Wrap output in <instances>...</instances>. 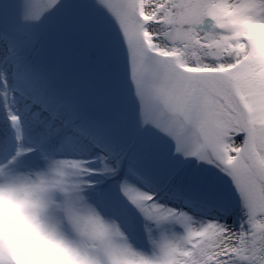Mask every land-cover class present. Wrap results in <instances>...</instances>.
Returning <instances> with one entry per match:
<instances>
[{
  "label": "snow or ice",
  "instance_id": "1",
  "mask_svg": "<svg viewBox=\"0 0 264 264\" xmlns=\"http://www.w3.org/2000/svg\"><path fill=\"white\" fill-rule=\"evenodd\" d=\"M58 2L15 0L18 23L4 34V46L6 57L17 69L24 66V51L32 42H18L19 34ZM98 2L118 22L141 128L162 132L174 142L176 153L214 166L239 197L240 214L233 224L238 240L231 245L235 251L220 257L212 254L214 258L204 259L203 264H230L227 257L236 258L244 251L253 258H241L240 264H264V215H258L264 213V73L258 63L247 53L225 55L206 46L230 35L216 31L214 25L201 27L212 11L208 0L195 4L191 0ZM28 87L27 111L33 128L41 133L42 148L47 150L53 138L64 144L102 142V127L85 119L74 100L58 94L47 74L36 71ZM0 89L5 90L0 95L4 107L8 90L14 102L5 107L7 120L14 130L25 134L23 115L14 108L15 91L9 89L6 78ZM80 159L89 169V177H94L118 175L129 158L126 150L107 147L99 155ZM119 188L144 217L153 209L170 215L187 213L159 203L155 193L127 180ZM230 215L232 208L220 205L200 231L218 227L229 232L232 226L226 218ZM257 228H261L259 233Z\"/></svg>",
  "mask_w": 264,
  "mask_h": 264
},
{
  "label": "rangeland",
  "instance_id": "2",
  "mask_svg": "<svg viewBox=\"0 0 264 264\" xmlns=\"http://www.w3.org/2000/svg\"><path fill=\"white\" fill-rule=\"evenodd\" d=\"M217 22L221 23L220 20ZM14 23H18L15 0H0V25L8 30ZM36 23L28 24L19 34L18 39L25 38ZM240 32L243 34L244 31ZM54 33L59 35L56 42L52 39ZM41 43L45 46L40 52L36 50L38 57L47 63L55 62L53 66L56 76L65 75L66 63L70 58L73 59V68L66 77L63 76V84H69L79 94L90 90V96L99 97L108 90L107 97L102 98L99 103L103 104L102 112L107 125L112 127L114 137L123 147L139 137L142 130L139 104L129 75L117 71L110 59L91 52L72 34L65 35L59 31L46 32L37 46L40 47ZM132 157L145 169L154 170L165 184L189 158L176 153L174 142L152 127L141 138ZM71 164L72 167L58 169V174H54L50 164H42L43 166L39 168L44 167L50 171V186H54L52 191H45L47 194L37 190V194L40 195L39 204L42 200L44 202L49 200L50 204L57 198L66 201L71 211L70 226L59 227L58 218L52 211L46 210L47 212L44 213L40 209L37 214L39 222L43 221L49 229L69 239L74 264H162L175 256L176 250L179 251L180 243L182 245L183 243L174 234L180 231L184 223H187L184 220L187 221L191 217L189 213L169 219L167 212L159 213L158 210L153 209L144 217L121 193L119 185L123 180H127L141 190H147L132 177L119 179L111 182L109 189L116 188L113 208L119 211L124 219L131 220L132 224L139 223L130 235L129 227H126L116 212L108 207V202L106 205L100 201L88 202V195L83 191L87 184L92 182L89 172L77 169L78 166L85 168L84 166L73 162ZM30 172L28 170L27 173ZM30 176L32 178L33 175ZM8 188L12 190L14 197L20 198L18 180L8 183ZM187 188L201 200L210 201L216 206H230L232 215L238 219L239 214L235 210L239 207V197L230 181L214 166L199 160L196 166H187L177 181V189L182 191ZM44 195L47 198H44ZM29 196L31 197V194H28ZM24 210L30 214L26 208ZM164 222L171 224L162 231L160 227Z\"/></svg>",
  "mask_w": 264,
  "mask_h": 264
},
{
  "label": "bare ground",
  "instance_id": "3",
  "mask_svg": "<svg viewBox=\"0 0 264 264\" xmlns=\"http://www.w3.org/2000/svg\"><path fill=\"white\" fill-rule=\"evenodd\" d=\"M191 2L195 4L197 3V0H191ZM208 3L212 5V11L209 12L208 19L203 25H201V27L211 28L214 25L215 30L218 32H226L227 30H230L231 32H229V36L222 37L221 39H218L206 46L217 45L219 48H224L227 51L225 55L233 51L237 53H247V57L254 58L258 63L259 69L262 73H264V23H262L264 22V0H231V2L230 0H208ZM219 20L221 23L217 22ZM259 21H261V23ZM255 28L256 31H253ZM241 30L244 31L243 34L240 32ZM55 31H59L65 35L72 34L79 41H81L88 48V50L94 52L100 57L110 59L116 66L117 71H121L125 75L130 76L127 49L124 44L123 37L121 36L118 22L106 9V7L98 2V0H59L58 4L48 12L47 16L37 22L29 30L27 36L22 41H32L24 51L25 63L27 60H31L29 57L30 53H33V51L35 52V50L40 52L44 49L45 44L43 43H41L40 47L37 46V43L44 36V34L46 32ZM58 36V33H54L52 39L56 42ZM71 68H73L72 58H70L66 63L65 71H68ZM22 71L17 69L11 60L6 57L4 42L0 38V87H3V80L6 78L9 89L13 90L12 84L14 82V73L20 76V78H23L29 84L33 77L30 75V72L28 73L29 75H27L26 71ZM48 72L47 74L50 77L51 70ZM58 81L60 85L57 86L58 89L56 90L58 94L70 99H72L73 95H77L76 93L79 94L77 90H73V88L68 85L64 87L61 80ZM61 88H63V91L60 90ZM4 91L5 90L0 89V95H3ZM89 91L82 92L83 100L81 102L84 107H82V110H84V112H82V116L85 119L91 117L87 111L92 113V110H94L93 108H97L96 106H98L100 100L102 98H106L108 92V90H106L105 93L103 92L102 96L98 97V95H95L91 97L89 95ZM12 103L14 102L12 101L11 91L8 90L7 103L5 104V107ZM5 107L2 97H0V151L9 157L15 154L14 145L20 140L21 136H25L31 128L33 130L34 128L31 122L26 127L25 134L19 130H14L11 127L10 122L7 120ZM14 108L18 110L17 103L14 105ZM36 141L37 146L39 147V135ZM81 141L85 144L82 147H87L86 151L90 153L88 155L73 157L80 163L85 164V162L80 158H91L104 152L97 147V144H93L87 140ZM103 142L106 143L105 140H103ZM74 147L77 151L81 148L80 144H75ZM114 147L118 148L116 146ZM69 149H72V147H69ZM60 157L64 156H59V158ZM194 160L195 158H192L190 162H193ZM129 163L130 158L120 172L122 171L126 173L127 170L129 171ZM23 170L18 172L13 178L19 180V194L20 198L24 201L26 210L30 213L28 216L38 221L37 212L41 209L44 213L47 212L46 210H48V212L53 210L54 214H57L59 218H68L70 215V209L65 208V211L61 213L60 209L65 207V205L60 201L49 205V200L46 202L42 200L41 204H39L40 195L37 194V190L39 191L40 188L44 189V192L46 190V183L39 184V181L45 180L39 178L37 179V175L31 179L29 176L30 174H21ZM38 172L39 170L36 171V169H32V173L38 174ZM54 172L58 173V171ZM94 182L95 185L93 188H95V190L91 192V194L96 195V193L100 190V187L103 185V182L99 179H96ZM0 186L6 187V181L0 182ZM28 193L31 194V197H28ZM44 198L47 197L44 195ZM173 208L178 209L176 206H173ZM205 212L206 215L192 212L190 220L191 226L187 227L184 232L179 231L174 234L178 240L181 239L180 241H182L183 245L179 242V251L176 250L175 256L169 262L163 264H194V262H197V264H203L204 259L214 258L212 254H215L216 257H220L225 256L226 252L235 251L231 245L238 240V236L236 235V230L233 225L238 221L237 217L230 215L226 218V222L232 226L229 232H226L218 227H212L210 230L202 232L200 229L203 228L206 219L209 218L207 216H211L209 212L214 215L217 212V208L214 209V207L207 205ZM237 213L240 214L239 208L237 209ZM258 215H264V213H259ZM260 231L261 228L256 229L257 233ZM248 238L250 241L252 240V233H249ZM256 239H259V235H257ZM12 247L14 246L10 244L6 246L5 244L0 243V249L6 251L7 254L14 253L15 256L22 258L21 251L16 247H14L12 251ZM227 258L229 259L230 264H240L241 258L250 259L253 257L251 252L244 251L236 258Z\"/></svg>",
  "mask_w": 264,
  "mask_h": 264
},
{
  "label": "clouds",
  "instance_id": "4",
  "mask_svg": "<svg viewBox=\"0 0 264 264\" xmlns=\"http://www.w3.org/2000/svg\"><path fill=\"white\" fill-rule=\"evenodd\" d=\"M0 243L12 245L22 253L10 264H74L69 239L49 229L43 221L30 218L24 201L0 186Z\"/></svg>",
  "mask_w": 264,
  "mask_h": 264
},
{
  "label": "water",
  "instance_id": "5",
  "mask_svg": "<svg viewBox=\"0 0 264 264\" xmlns=\"http://www.w3.org/2000/svg\"><path fill=\"white\" fill-rule=\"evenodd\" d=\"M212 49H214L215 51H218V52H221L222 53V51L218 50L217 47H214Z\"/></svg>",
  "mask_w": 264,
  "mask_h": 264
}]
</instances>
